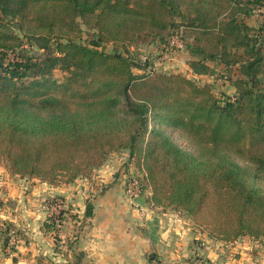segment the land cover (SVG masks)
<instances>
[{
    "label": "trees",
    "instance_id": "16d2710c",
    "mask_svg": "<svg viewBox=\"0 0 264 264\" xmlns=\"http://www.w3.org/2000/svg\"><path fill=\"white\" fill-rule=\"evenodd\" d=\"M262 9L264 0H0V165L60 187L125 151L152 206L183 213L226 244L264 243L256 183L264 181V24L250 23ZM171 35L186 45L194 76L217 63L235 92L218 95L182 72H147L134 49L169 46ZM92 211L88 202L86 216ZM62 217L44 225L51 231ZM85 254L74 251L72 263Z\"/></svg>",
    "mask_w": 264,
    "mask_h": 264
},
{
    "label": "crops",
    "instance_id": "0c3cea01",
    "mask_svg": "<svg viewBox=\"0 0 264 264\" xmlns=\"http://www.w3.org/2000/svg\"><path fill=\"white\" fill-rule=\"evenodd\" d=\"M118 154L128 161L127 152ZM114 158L99 169L97 177L77 179L60 187L43 181L40 184V189L50 194L94 197L87 200L83 211H78L79 226L73 228L79 234L69 249L68 264H73L74 251L86 253L81 264H154L152 255L166 264H264V243L244 237L226 244L210 237L179 211L152 206L147 200L143 206L130 201L122 189L125 185L117 181L116 174L112 177ZM7 174L17 180L20 193L27 178ZM37 180L32 178L33 182ZM88 202L93 206L90 216H86ZM135 204L142 210L132 207ZM37 237L36 245L41 248L40 236ZM33 252L32 256L37 259L38 251ZM14 258L17 259H10L12 264Z\"/></svg>",
    "mask_w": 264,
    "mask_h": 264
},
{
    "label": "rangeland",
    "instance_id": "374dc122",
    "mask_svg": "<svg viewBox=\"0 0 264 264\" xmlns=\"http://www.w3.org/2000/svg\"><path fill=\"white\" fill-rule=\"evenodd\" d=\"M262 11L263 9L257 10L250 18L252 25L264 24V11ZM83 37V39L88 37L87 32L83 34ZM169 39L171 40L169 46L158 41L142 44L134 49L135 56L143 62L148 61L147 72H182L196 78L189 68L191 56L186 45L175 35H171ZM103 49L112 52L114 45L105 44ZM136 71L139 72L137 69ZM53 75L58 80H63L65 76L59 69L55 70ZM197 78L201 83H210L218 95L234 93L231 78L225 76L222 66L217 63L213 64L212 73L197 76ZM165 131L179 146L194 154H199L198 147L180 131L170 127H166ZM124 152L112 155L116 159V165L113 167L115 172L112 177L116 174L117 181L125 185L122 189L130 201L134 200L143 206L147 201L141 194L140 175L133 163L128 164L125 156L118 154ZM112 156L107 162L113 160ZM6 171V167L0 165V264H6L4 262L12 264L10 259L13 257L17 258V264H35L36 259L32 256L33 250L38 251L39 256L43 258V264H68V255H70L68 241H72L71 245H74L79 234L78 229L73 228L74 225L79 226L78 211H83L82 208L87 200H93L94 197L90 195L85 198L83 195L75 198L66 197L64 194H50L44 188L40 189V184L43 183L39 181L40 179L33 182L28 178L24 185L20 183L22 190L19 193L17 180L11 179ZM98 171L99 169L90 178L97 177ZM118 177L121 178L118 179ZM134 181L138 183L140 192L137 198L132 199L127 189ZM256 183L264 188L263 180L256 179ZM132 207H139L142 210L138 204ZM61 209H65V212L61 213ZM62 215L61 220L57 219L56 228L49 231L44 225L45 221H53L55 217ZM37 236H40L41 248L36 245L39 243Z\"/></svg>",
    "mask_w": 264,
    "mask_h": 264
},
{
    "label": "built area",
    "instance_id": "2783aa9c",
    "mask_svg": "<svg viewBox=\"0 0 264 264\" xmlns=\"http://www.w3.org/2000/svg\"><path fill=\"white\" fill-rule=\"evenodd\" d=\"M195 77H197V76L195 75ZM127 191H128L129 196H130L132 199L137 198V197H138V194H139V192H140V189H139L138 183H137L136 181H134L132 184H130V185L128 186ZM132 201H134V200H132ZM134 202H135V201H134ZM155 264H161V263L156 262Z\"/></svg>",
    "mask_w": 264,
    "mask_h": 264
}]
</instances>
